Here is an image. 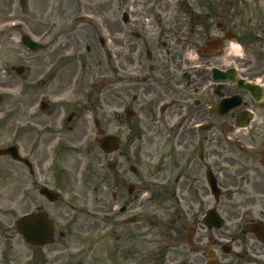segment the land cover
Here are the masks:
<instances>
[{
  "label": "flooded vegetation",
  "instance_id": "flooded-vegetation-1",
  "mask_svg": "<svg viewBox=\"0 0 264 264\" xmlns=\"http://www.w3.org/2000/svg\"><path fill=\"white\" fill-rule=\"evenodd\" d=\"M127 2L131 7V20L127 17V22L116 29V66L110 71L116 84V102L126 118L137 119L136 124L129 123L131 130L142 135L136 128L145 129L157 145L164 141V150L158 149L151 159L153 166H157L155 171L166 167L160 171L168 174L178 165L173 174L178 178L172 185L154 192L152 198L161 203L180 197L188 192L186 184L181 186V180L199 184L201 171L205 182L210 173L218 190L211 208L220 216L231 215L235 232L221 235V230L202 226L203 216L201 223L199 217H195L190 224L189 218L180 213L170 223H143L147 233L140 236L141 224L135 216V223L124 224L126 215L136 209L138 197L134 196L132 201L112 208L118 231L116 264H207L210 261L213 264H264V243L248 233L253 225L262 226L264 231V0H191L190 4L187 0ZM141 3L155 5L159 13L135 14V7ZM184 5L191 8L181 9ZM225 10L227 14L220 13ZM125 30L129 37L124 34ZM38 38H42V32ZM221 38L228 39L227 45L232 41L240 43L247 55L232 58L224 68L221 59L224 42L220 51L206 46L207 42ZM189 49L198 53L197 61L185 58ZM214 69L227 72L228 80L215 82ZM72 80L73 77L67 91L54 99V111L51 109L42 120L12 121L6 128L11 137L8 146L2 149L16 146L17 155L24 161L0 157V199L10 194V190H5L10 186L8 178L13 181L14 177L22 175L29 180L31 189L26 188L22 194L25 204L26 198L33 194L38 199L36 202L42 201L35 211H27L24 215L45 213L54 231L49 234V244L33 251L28 248L23 260L12 253L0 254V264H58L59 259L55 262L54 257L69 252V248L60 250L63 246L58 243L61 234H58L59 239H54L56 222L48 211L61 202L60 195L67 196L71 172L74 182L76 179L74 165L67 169L63 163L85 148L83 140L89 137L84 117L90 114L91 107H79L78 112L68 113L69 105L63 104L69 102L65 94L70 93ZM105 81L98 83L102 91L108 89ZM105 96L101 101L106 107ZM223 99H230L228 105L233 107L223 115L214 113L212 110ZM42 103L45 112L48 105L45 101ZM11 110L12 106L7 113L8 124ZM76 119L80 121L77 123ZM39 122L40 126H36ZM100 129L103 136L109 135L101 126ZM76 132L77 137H74ZM100 138L94 130L88 147H97ZM121 147L120 144L119 151ZM113 155L103 154V158L106 160ZM44 168L52 174L50 181L42 177ZM88 169L84 179L90 174ZM104 183L99 191L94 188L99 198L106 193ZM199 188L195 185L196 193L189 189L194 200L200 196ZM43 189L55 193L58 198L49 202L43 196ZM179 192L181 194H177ZM112 198L115 203L119 200L114 194ZM195 206L194 215L200 209L197 201ZM65 219L70 221L71 216ZM0 226L15 225L0 222ZM203 248L207 249L206 253Z\"/></svg>",
  "mask_w": 264,
  "mask_h": 264
},
{
  "label": "rangeland",
  "instance_id": "rangeland-1",
  "mask_svg": "<svg viewBox=\"0 0 264 264\" xmlns=\"http://www.w3.org/2000/svg\"><path fill=\"white\" fill-rule=\"evenodd\" d=\"M190 2L191 0H187L188 4ZM129 5V2L121 3L118 0H0V147L8 146L11 135L6 128L12 121L23 122L30 119L35 122L37 119L42 120L51 109L54 111V99L67 91L72 77L74 79L79 76L80 88H75L76 91L72 80L71 96L68 92L65 94L69 102L63 103L69 105L68 113L78 112L79 107H91L88 109L90 114L84 117L89 135L87 141L83 140L86 142L83 146L86 147L78 151L74 158L71 156L63 163L67 169H71L72 165L77 169L75 182L74 173L69 171L71 175L68 179L67 196L61 195V202L47 210L51 219L56 222L54 239H59L58 234H61L58 243L63 246L60 250L69 248V252L65 251L59 257H54L55 262L59 259L58 264H116L118 231L112 208L132 201L134 196L138 197L136 209L126 217L137 218L141 224L140 236L147 233L143 223H170L180 213L189 218L190 224L195 217H199L198 222L201 223L202 216L213 205L206 182L202 178V171L199 184L181 180V186L186 184L188 187L186 194L168 198L161 203L152 198L154 192L166 185H172L178 178L173 176L178 165L168 174L160 171L166 170V167L159 168V172L155 171L157 166H153L151 159L158 149L164 150V141L157 145L152 142V134L145 129L136 128L142 135L131 130L129 123L136 124L137 119L126 118L125 112L116 102V84L110 71L116 66V29L124 14L130 20ZM189 8L190 5L181 7ZM134 13L158 14L159 11L155 5L141 3L135 7ZM41 32L45 38L56 37L55 41L44 51L30 53L20 43V37L27 34L36 40ZM101 39L104 41L103 45L100 43ZM62 45L64 47L57 50ZM108 56L112 59L107 60ZM223 64L226 68L227 64ZM19 68L23 70L17 74L15 70ZM101 80L108 82V91H102L98 84ZM102 96L107 98L106 107L101 101ZM42 101L48 105L45 112L39 110ZM11 106L10 115L13 119L10 118L11 122L8 124L7 113ZM88 117L96 118L107 134L121 138L122 147L118 153L105 160L96 145L88 147V142L94 138L93 122ZM79 121L76 119L77 123ZM38 124L40 122L36 126H40ZM77 133L73 136L77 137ZM78 163L79 167L76 168ZM87 168L90 174L84 179ZM132 168H135V173L131 171ZM42 177L50 181L52 174L44 168ZM11 180L9 177L7 182L10 186L5 189L10 190L8 198L0 199V222L15 224L27 211H35V207L42 201L36 202L38 199L33 194L26 198L25 204L22 194L26 188L31 191L29 180L22 178V175ZM33 181L36 182L34 179ZM103 181L106 193H102V198H99L94 188L99 191ZM195 185L200 187V196L194 200L189 189L196 193ZM128 186L134 189L131 196L127 193ZM113 194L119 199L117 203L112 198ZM195 201L200 209L194 215ZM68 215L71 216L70 221L65 219ZM222 216L227 222L220 234L227 236L234 233L232 216ZM203 249L206 253L207 249ZM4 250L20 261L28 254V248L16 233L15 226H0V254ZM65 256H69L67 260L64 259Z\"/></svg>",
  "mask_w": 264,
  "mask_h": 264
},
{
  "label": "water",
  "instance_id": "water-1",
  "mask_svg": "<svg viewBox=\"0 0 264 264\" xmlns=\"http://www.w3.org/2000/svg\"><path fill=\"white\" fill-rule=\"evenodd\" d=\"M22 43L32 49L33 45L24 37L22 39ZM214 45H218V43H213ZM22 70H17L20 73ZM224 79V78H221ZM226 100L224 103H226ZM119 140L113 137H107L99 141V147L104 150L106 153L113 152L118 148ZM8 151H0V155L6 154ZM11 153V152H9ZM11 155L15 156V154ZM16 157V156H15ZM212 192L216 191L215 183L211 181ZM214 189V190H213ZM48 222L45 216H28L23 218L17 223L16 230L17 232L25 239V241L31 246L32 248L38 247L39 245L43 244L47 241L48 232L52 231L51 226H47ZM204 224L206 226H215L220 227L222 226L221 220L217 217L215 211H209L207 213L206 218L204 219ZM257 233V231L255 230Z\"/></svg>",
  "mask_w": 264,
  "mask_h": 264
},
{
  "label": "clouds",
  "instance_id": "clouds-1",
  "mask_svg": "<svg viewBox=\"0 0 264 264\" xmlns=\"http://www.w3.org/2000/svg\"><path fill=\"white\" fill-rule=\"evenodd\" d=\"M246 55L247 52L243 45L236 41H232L226 47H223V55L221 59L225 64H228L231 63L232 58H243ZM185 58L194 62L199 59V55L196 51L189 49L185 52Z\"/></svg>",
  "mask_w": 264,
  "mask_h": 264
}]
</instances>
